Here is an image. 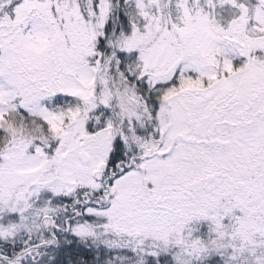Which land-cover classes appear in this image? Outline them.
<instances>
[{
	"label": "snow or ice",
	"instance_id": "6c2138e0",
	"mask_svg": "<svg viewBox=\"0 0 264 264\" xmlns=\"http://www.w3.org/2000/svg\"><path fill=\"white\" fill-rule=\"evenodd\" d=\"M0 264H264V0H0Z\"/></svg>",
	"mask_w": 264,
	"mask_h": 264
}]
</instances>
